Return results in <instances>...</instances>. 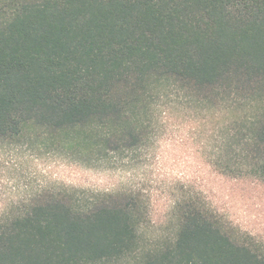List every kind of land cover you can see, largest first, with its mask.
<instances>
[{"label": "trees", "instance_id": "obj_1", "mask_svg": "<svg viewBox=\"0 0 264 264\" xmlns=\"http://www.w3.org/2000/svg\"><path fill=\"white\" fill-rule=\"evenodd\" d=\"M178 103L212 124L176 141L216 175L264 182V0H0V142L121 167ZM24 190L0 200V264H264V242L201 189L151 235L135 186Z\"/></svg>", "mask_w": 264, "mask_h": 264}, {"label": "rangeland", "instance_id": "obj_2", "mask_svg": "<svg viewBox=\"0 0 264 264\" xmlns=\"http://www.w3.org/2000/svg\"><path fill=\"white\" fill-rule=\"evenodd\" d=\"M198 113L180 103L171 107L167 119L158 120L160 125H165L161 126L162 136L140 150L132 162L126 163L127 157H124L123 163H119L121 167L116 168L86 164L27 143L0 142V193L5 191L0 200L21 198L25 187L41 184L88 190L135 186L148 202L147 234L151 235L170 227L171 206L182 190L201 189L237 234L247 233L264 242V182L250 176L216 175L201 163L193 139L175 140V136L210 134L212 122L201 120ZM218 116L228 121L241 114L228 112Z\"/></svg>", "mask_w": 264, "mask_h": 264}]
</instances>
